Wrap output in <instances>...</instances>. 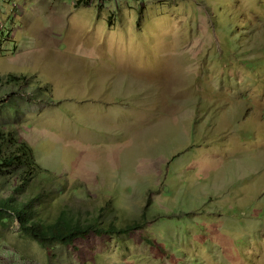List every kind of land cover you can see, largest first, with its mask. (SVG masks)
<instances>
[{
  "label": "rangeland",
  "instance_id": "rangeland-1",
  "mask_svg": "<svg viewBox=\"0 0 264 264\" xmlns=\"http://www.w3.org/2000/svg\"><path fill=\"white\" fill-rule=\"evenodd\" d=\"M76 1L0 0V132L50 219L140 227L42 246L6 218L0 264H264V0Z\"/></svg>",
  "mask_w": 264,
  "mask_h": 264
},
{
  "label": "trees",
  "instance_id": "trees-1",
  "mask_svg": "<svg viewBox=\"0 0 264 264\" xmlns=\"http://www.w3.org/2000/svg\"><path fill=\"white\" fill-rule=\"evenodd\" d=\"M80 0L76 1L79 5ZM13 79L15 82L16 78ZM9 79V80H10ZM0 177H15L17 186L7 197H0V224L6 218L18 222L20 232L42 246L53 243L71 244L95 232L99 235L111 232H131L140 224L117 229L114 224L102 228L100 221L88 219L82 222L80 217L63 211L56 219H50L47 212L49 196L44 191L35 190V178L39 166L34 162L31 148L23 141L12 140L0 132Z\"/></svg>",
  "mask_w": 264,
  "mask_h": 264
}]
</instances>
